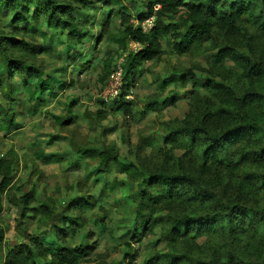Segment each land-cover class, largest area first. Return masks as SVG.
Returning a JSON list of instances; mask_svg holds the SVG:
<instances>
[{
    "label": "trees",
    "instance_id": "trees-1",
    "mask_svg": "<svg viewBox=\"0 0 264 264\" xmlns=\"http://www.w3.org/2000/svg\"><path fill=\"white\" fill-rule=\"evenodd\" d=\"M143 2L147 15H138V19L143 17V20L148 15H155L154 23L148 31H143L139 24H127L129 16L122 14L123 24H126L124 36L141 44V48L136 52L130 51L126 60L121 63L123 87L121 95L111 101V111H130L125 98L133 86V80L130 78L138 67L160 54V37L169 36L172 48L178 52L185 51L190 46L200 48L210 41L215 52L213 62L220 63L227 57L230 58L239 68V73L246 77L248 87L238 94L229 86L217 84L212 79L205 80L203 87L220 93L225 104L215 112L198 116L195 124L187 125L180 129V132L166 133L168 124H161L166 126L163 128L164 143L179 141L187 152L195 150V157L199 158L204 168L202 172H209L205 170L209 163L221 169L247 168L242 170L243 176L238 187L248 191V194L251 191L248 187L254 189L257 185L250 180L251 177L258 181V186L264 188V92L254 86V82L264 75V62L239 51L235 52L240 54H231L224 44L214 43L216 30L247 35L246 30L238 25L240 22L254 26L264 36V0ZM156 5L159 8L154 10ZM99 9L93 0H0V94L6 103H0V138L6 139L18 131L15 128L17 112L13 103L17 100L20 87L24 91L32 81L37 102H44V95L56 96L53 92L55 85L61 89L65 87V82L61 80L55 81L51 76L44 77L38 68L27 62L28 58L34 59L38 55L51 53L54 45L62 54L70 55L72 49L87 38L88 28L97 21ZM54 30H59L64 38L54 41ZM15 78L19 80L18 83ZM176 80L183 85L194 86L198 83L191 70L180 74ZM172 81L173 79L164 80L163 85L167 86ZM75 103L76 101L70 104ZM97 114L99 117L106 115L100 111ZM67 124L70 125V122ZM211 127L217 132L213 134L208 130ZM181 135L183 138L179 140ZM198 137L202 142L197 144ZM45 139L48 140L43 145L44 149L36 150L37 147H42L41 145L33 147L36 159L43 163L59 164L63 171L80 168L78 159L67 165L56 153L46 152L56 142L57 137L50 135L46 136L44 141ZM146 145H151V142ZM10 153L12 156L8 153L6 157L0 158V213L3 211L5 200L9 205H21L24 208L23 215L28 210L33 212V217L37 216V221L41 224L52 220L56 206L50 197L49 201L44 200L45 202L31 207L36 199L34 191H25L22 186H17L21 191L17 200L10 194L19 165L16 154L12 151ZM77 153L80 157L96 160V163L85 170L84 177L87 182L98 187L101 196L110 195L120 188L123 203L131 208L134 220L140 224L131 236L132 243L140 242L149 227H158L163 240L170 247H175L186 238L217 234L229 239L226 246L221 248L217 258L220 259L219 264H264L262 203L249 206L241 198L219 197L215 191L199 183L197 177L186 173H169L162 170L144 174L134 164L122 162L115 147H77ZM249 167L253 169L249 170ZM113 171L123 174L127 180H109L108 175ZM232 171L239 170H226L229 173ZM56 190L61 192L60 188ZM72 201L74 202L71 203V213H67L61 221L58 219L50 226L56 240L75 236L87 223L84 213L98 207L91 195L86 193L80 194ZM249 232L253 239L258 236L260 245L248 242L243 250L233 252L232 242L241 235H248ZM4 237L5 231L0 228V244ZM29 242L30 245L21 243L8 249L3 264H76L90 252L87 245L67 248L57 245L55 241H44L38 237H32ZM248 247L254 248V252L249 253ZM157 255L161 263H176L170 262L173 257L171 253ZM48 256L49 261L46 262Z\"/></svg>",
    "mask_w": 264,
    "mask_h": 264
},
{
    "label": "rangeland",
    "instance_id": "rangeland-1",
    "mask_svg": "<svg viewBox=\"0 0 264 264\" xmlns=\"http://www.w3.org/2000/svg\"><path fill=\"white\" fill-rule=\"evenodd\" d=\"M93 1L100 8L97 21L88 28L87 38L75 46L70 55L62 54L54 45L51 53L27 60L44 77L51 76L55 81L65 82V87L61 89L55 85L53 92L56 96L44 95V102L35 101L37 94L33 93L32 81L24 91L19 88L17 100L13 103L17 112L15 128L18 131L6 139L0 138V158L6 157L8 153L12 156V151L19 159L15 183L10 189V194L16 200L21 195L17 186H22L25 191L32 190L35 193L36 199L31 207L49 201L50 197L56 209L53 221L47 220L41 224L37 216L33 217V212L27 209L23 215L24 208L21 205H9L4 200L0 228L5 231V237L0 244V264H3L8 249L21 243L30 245L32 237L55 241L57 245L67 248L89 246L88 256L76 264H219L220 259L217 258L229 239L217 234L186 238L175 247H170L163 240L158 227H149L140 242L132 243L131 236L140 224L134 220L131 208L123 203L120 188L110 195L105 193V197L101 196L98 187L87 182L84 177L85 170L96 160L80 157L77 147H115L122 162L134 164L144 174L162 170L190 174L219 197L241 198L249 206L264 205V188L258 186V181L253 177L250 180L257 185L254 189L248 187L250 194L238 187L243 176L242 170L247 168L221 169L209 163L205 169L209 172H202L204 168L199 158L195 157V150L187 152L179 141L164 143L163 128L166 126L161 125L168 124L166 133L180 132L187 125L195 124L198 116L215 112L225 104L220 93L203 87L205 80L212 79L217 84L229 86L238 94L248 87V81L230 58L220 63L213 62L215 52L210 41L200 48L190 46L178 52L172 48L169 36H163L159 38L160 54L143 63L130 78L133 80L130 88L132 93L127 100L130 111H111L112 103H106L101 98L104 87L116 66L126 60L130 51L138 50L131 45V42H138L131 41L123 34L126 24H123L122 14H127V24L134 26L143 18L138 19V15H147V9L143 0H105L106 3ZM238 25L246 30L247 35L216 30L214 43L224 44L231 54H240L235 52L239 51L264 62V36L252 25L244 22ZM53 32L54 41L64 38L59 30ZM138 46L141 48V44L138 43ZM187 70H191L198 80L196 85H183L176 80ZM167 79L173 81L164 86L163 81ZM254 86L264 92V75L254 82ZM74 101L76 103L71 105ZM0 103L6 104L1 94ZM99 111L106 115L99 117ZM212 127L208 130L214 134L217 131ZM50 135L56 136L57 140L46 152L56 153L67 165L78 159V170L63 171L59 164L43 163L34 157L33 147L41 145L36 150L44 149L43 145L48 140L44 141V138ZM182 136L178 139L181 140ZM148 142L151 145H146ZM200 142L202 139L198 137L197 144ZM226 170L239 171L229 173ZM108 178L111 181L116 179L117 182L127 180L123 174L115 171ZM56 188H60L61 192ZM84 193L90 194L98 207L84 213L87 223L75 236L56 240L50 226L71 213L72 199ZM250 235L251 232L233 241V252L243 250L248 242L260 245L258 236L253 239ZM247 251L252 253L254 248L248 247ZM167 253L173 254L170 262L176 263H161L157 259V254ZM45 261H49V256Z\"/></svg>",
    "mask_w": 264,
    "mask_h": 264
},
{
    "label": "built area",
    "instance_id": "built-area-1",
    "mask_svg": "<svg viewBox=\"0 0 264 264\" xmlns=\"http://www.w3.org/2000/svg\"><path fill=\"white\" fill-rule=\"evenodd\" d=\"M159 8L158 5L154 7V10H157ZM155 20V15H149L145 17L141 22H138L143 29V31H148L150 27H152ZM131 45L133 48L140 49L138 46V43L131 42ZM123 87V68L121 64L119 63L115 70L111 73L109 80L104 87L103 94L101 96L102 100L106 103H109L115 99H117L121 95V90ZM132 93V90L129 89L128 94L125 96V98L128 100V97H130Z\"/></svg>",
    "mask_w": 264,
    "mask_h": 264
}]
</instances>
